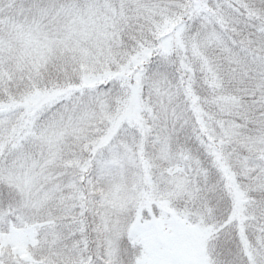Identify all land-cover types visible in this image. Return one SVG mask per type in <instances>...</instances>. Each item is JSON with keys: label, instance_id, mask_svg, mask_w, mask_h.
I'll return each instance as SVG.
<instances>
[{"label": "snow or ice", "instance_id": "1", "mask_svg": "<svg viewBox=\"0 0 264 264\" xmlns=\"http://www.w3.org/2000/svg\"><path fill=\"white\" fill-rule=\"evenodd\" d=\"M0 264H264V0H0Z\"/></svg>", "mask_w": 264, "mask_h": 264}]
</instances>
